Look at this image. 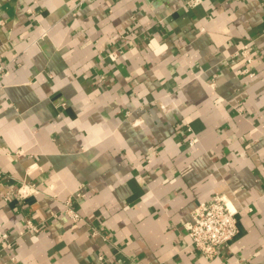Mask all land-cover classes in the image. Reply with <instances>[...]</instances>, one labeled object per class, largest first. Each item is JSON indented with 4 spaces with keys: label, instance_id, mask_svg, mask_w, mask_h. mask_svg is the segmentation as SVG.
I'll return each instance as SVG.
<instances>
[{
    "label": "crops",
    "instance_id": "1",
    "mask_svg": "<svg viewBox=\"0 0 264 264\" xmlns=\"http://www.w3.org/2000/svg\"><path fill=\"white\" fill-rule=\"evenodd\" d=\"M188 1L0 0V264H264V0ZM216 196L239 232L207 259Z\"/></svg>",
    "mask_w": 264,
    "mask_h": 264
},
{
    "label": "built area",
    "instance_id": "2",
    "mask_svg": "<svg viewBox=\"0 0 264 264\" xmlns=\"http://www.w3.org/2000/svg\"><path fill=\"white\" fill-rule=\"evenodd\" d=\"M242 1V0H236ZM199 0H189L190 6H197ZM3 22L0 20V26ZM234 58L242 59L244 67L240 75L252 78L254 73L250 66L254 61V49L252 41L242 45L235 53ZM6 67L0 58V76L5 74ZM196 139L191 138L190 144L194 145ZM30 185L22 184L16 192L18 200H24L30 195ZM69 216L78 221L81 216L78 212L68 209ZM185 229L191 239V245L197 249L205 258L213 259L220 251L230 248L231 244L238 235L237 210L225 196H216L212 200L202 203L195 209L192 218L185 224ZM25 230L28 232L39 233L42 231L41 226L35 224L32 220L26 222ZM2 244L0 252L11 250L12 243L9 241L7 233L2 234Z\"/></svg>",
    "mask_w": 264,
    "mask_h": 264
}]
</instances>
